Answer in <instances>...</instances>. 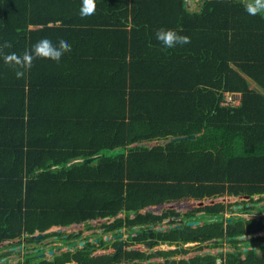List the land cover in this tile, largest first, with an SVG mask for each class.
I'll return each instance as SVG.
<instances>
[{
    "label": "trees",
    "instance_id": "trees-1",
    "mask_svg": "<svg viewBox=\"0 0 264 264\" xmlns=\"http://www.w3.org/2000/svg\"><path fill=\"white\" fill-rule=\"evenodd\" d=\"M87 1L91 13L107 5L113 26L95 30L90 17L74 19L70 0H0V242L24 235L29 243L36 230L44 238L58 234L46 232L52 225L122 209L134 214L127 216L129 227L161 220L167 212L139 210L167 199L223 193L264 199V0H200L196 11L183 0H130L128 7L127 0ZM128 15L129 29L122 21ZM55 21L79 25L81 38L96 31L108 56L100 62L74 57L71 65L63 58L70 66L52 71L44 48L57 28L47 23ZM224 90L240 92L239 104H220ZM49 114L57 119H46ZM176 136L186 137L168 140ZM160 139L167 140L143 143ZM205 208L214 215L224 204ZM246 224L247 232L264 228V220ZM119 225L120 219L112 227ZM226 230L244 232L240 224ZM195 231L183 240L225 232L222 219ZM260 240L264 235L244 244ZM39 253L28 252L19 264L60 258L48 261ZM125 255L132 260L140 253ZM214 258L136 264H214ZM238 259L228 253L226 264ZM241 264H264V252L247 251Z\"/></svg>",
    "mask_w": 264,
    "mask_h": 264
},
{
    "label": "flooded vegetation",
    "instance_id": "flooded-vegetation-1",
    "mask_svg": "<svg viewBox=\"0 0 264 264\" xmlns=\"http://www.w3.org/2000/svg\"><path fill=\"white\" fill-rule=\"evenodd\" d=\"M217 196L213 197L212 201L207 204H205V201L207 200L202 198L196 199V201L198 202L196 205H193L189 202H181L182 200L176 202L173 205L164 204V207L160 209V212L156 213L160 215H163L164 212L168 213L167 215L162 216L161 220L156 218L153 221L134 224L131 227H129L126 223L127 216L132 217L134 214L127 215L126 212L123 213L121 210L118 211L114 216H110V219L107 218L106 221L104 220L103 222L99 220L106 218V215L98 214L94 218H90L86 221L75 222L74 224L72 223L70 225L75 228H72L73 230L71 229L70 231H68L70 234L69 237L67 236V234L59 233L52 235L54 240H56L57 242L65 240V243L63 244L64 246L62 247L61 245L58 248L63 250L64 255L69 253L65 257H60L55 264H60L63 259H66V261H63V263L61 264L91 263L96 260L100 261L101 257L105 255H111L112 257H115L111 260L110 264H129L132 261H134L135 263H147L151 261L164 262L165 260H169L170 262L172 260L177 261L179 259H186L187 261H189V259L194 257V255H196L197 253H192L189 257L183 258V255L181 254L182 252H176V248H181L183 244H187L189 249L188 252H191L190 250H193L194 247L203 248V246L205 245L217 246L214 264H226L228 253H234L238 255L239 264H241V260L245 258L246 253L249 250H256L257 255L260 256L264 252V247H262L260 243L264 240L250 241L247 245H245L244 242H248L249 239L253 236L264 235V228L254 230L252 232H247L246 229V221L249 222L251 219H255L256 221L264 220V209H257V207H264V204H261L260 201H254L252 199L253 197H249L247 199L241 198L246 202L245 206H247V208H245L243 203L238 200L234 203V208L236 209L234 213L225 212L227 209V204H224V208L222 210H218L217 214L209 215L206 212L205 206L209 204L214 205L215 203H217L214 202ZM218 202L223 203L224 200ZM183 206H188V208L186 210L178 209ZM235 214H237V217L234 216ZM224 216L225 219L223 220ZM228 218L231 219L228 220ZM118 219L121 220V225L113 228L112 224ZM219 219H222L223 221V228L225 230L223 236H213L204 241L183 240L184 236H194L196 234L195 230L200 227H204L207 222H210L212 220L216 221ZM95 221L96 223L94 225ZM232 223L233 225H231ZM239 224L244 228V232L242 233L243 236L228 234L229 232L226 230L227 226L233 228L237 227ZM68 226L69 225H67V227ZM86 229H89V231L85 232ZM82 231L84 232L82 233ZM161 235H174V237L162 239ZM240 236H242V238ZM43 239H49V236H46ZM240 239H243L245 241H232ZM163 244H166V246L169 247L158 248V246ZM238 245L241 246V253L239 254L238 252L240 251V249L236 247ZM87 249H90V251L85 255H74L78 254L81 250ZM159 249L172 250L173 252L168 255H160L157 251ZM128 251H138L140 255L132 260H128L125 255V253ZM223 251L225 254L223 253ZM60 254L61 253H59V255H57L56 257L61 256ZM119 254L123 255L117 259V256ZM198 254L213 255V251L210 247V250L208 249V251L205 250L202 253ZM56 257H54L52 260H54Z\"/></svg>",
    "mask_w": 264,
    "mask_h": 264
},
{
    "label": "crops",
    "instance_id": "crops-1",
    "mask_svg": "<svg viewBox=\"0 0 264 264\" xmlns=\"http://www.w3.org/2000/svg\"><path fill=\"white\" fill-rule=\"evenodd\" d=\"M89 1L93 2L95 0H89ZM99 1L103 2L104 0H99ZM129 1L130 0H127V5H126L127 7L130 4ZM106 2H107V0H106ZM200 2H201L200 0H197V1L194 0V2H192V4H189L190 3L189 2L188 3L189 6L187 5V7L189 8L190 11H193V10L196 11L200 8ZM89 3L90 2H88L87 0L86 1L70 0V5L68 8L71 11L73 9V13L76 14L74 19L87 21V18L90 17L89 21L91 22V24H93L92 25L93 27H90V28H94L95 30L96 29L98 30V28H100V27L109 28V26H113L112 21L114 19L112 20V17H114V16L111 15L109 17H106V14H108V12H109V11H106V8L108 7L107 5H104V6L101 5L99 7L100 12H97V14H96L95 12L94 13L90 12L89 6H91V4H89ZM118 8H120V5ZM110 13H111V11H110ZM124 20H126L125 21L126 22V28L129 29L131 26L130 15H128L127 18L122 19V21H124ZM47 25H49V26L52 25L53 27H57L56 30H53V32H52V30H50V34L47 37V43L48 42H50V43L45 45L46 48H44L45 50L50 52V55L48 56V58H50V59H47V57H46V60H49L53 64V67L51 68L52 71H54V70L58 71V67H61L63 65H66V67H69L72 64V63H70V60H73L74 57H75V59H77L78 57H81V56H87V57L90 56V57H95L96 60L99 61V59L104 60V58L106 56H108L109 52L107 51L108 50L107 46H109V45L106 42H104L103 45H99L100 34L97 33L96 31H92L88 37L83 36L81 38L79 32L76 30V28H78L79 25H77L75 23H69V22L60 23V21H55L54 23L48 22ZM38 27H41V25H33V24L29 25V28H38ZM83 27H85V24L83 25ZM63 58L66 59L70 63V65H67L68 63ZM47 63L49 64L48 61H47ZM248 81H249V86L251 88H254L258 91L263 92L262 89L252 79L249 78ZM40 95L38 97L39 101L41 100ZM43 102H44V104H43ZM43 102H42V109L44 110L46 108L45 105L48 102L44 101V100H43ZM45 117H46V119H48L50 121H54L55 119H57L56 118L57 116L52 115V114L46 115ZM55 131L56 130H54V133H55ZM160 140L166 141L167 139H160ZM155 141H157V140H155ZM146 142H148V141H144L143 143L146 144ZM134 144H136V143H132L131 145H134ZM77 160H80V159H77ZM53 226H59V230L67 228V226H65V225H52L51 227H53ZM49 229H50V227L46 230V232L51 231ZM51 229H53V228H51ZM59 230H55V231H57L59 233ZM39 233H41V232H38V230L35 231V233L33 234L34 238H33L32 242L34 241V239H41V236L38 238L35 237V235L39 234ZM41 235H42V233H41ZM52 235H54V234H52ZM52 235H49V236H52ZM5 241L6 242H8V241L13 242L14 239H11V240L6 239ZM32 242H29V243L31 244ZM62 242L65 243V241H62ZM38 243H42V242L38 241ZM54 243H52V244H54ZM59 243L60 242H57V244H59ZM30 244H27V245H30ZM52 244L44 252H43V250H40V251H42L39 253L41 258H44L48 261H53L52 259L54 257H56L57 255H59V253H61L60 254L61 256H59V257H62L64 255L63 250H61L59 248L58 249L57 248L52 249ZM11 247L13 250V249L17 248V245H12ZM24 248H25V245L23 246V249ZM26 248L27 249H25L24 252H21V253L18 252L17 260H15V261H11V259L9 258V255L11 253L5 254V256H3V258L8 260V264H19L20 262L23 261V259L25 258L26 254L28 252H30V251H32V252L38 251L39 252V250H37L38 248L32 247V245H30L29 247L26 246ZM57 250L59 253L57 252ZM34 257L36 258V256H34ZM11 258H12V256H11ZM63 261L65 262L66 259L62 260L61 262L63 263Z\"/></svg>",
    "mask_w": 264,
    "mask_h": 264
},
{
    "label": "rangeland",
    "instance_id": "rangeland-1",
    "mask_svg": "<svg viewBox=\"0 0 264 264\" xmlns=\"http://www.w3.org/2000/svg\"><path fill=\"white\" fill-rule=\"evenodd\" d=\"M197 1V0H196ZM246 2H250V0H245ZM183 2H184V4L187 6L188 5V3L189 4H192V2H194V0H183ZM189 6V5H188ZM161 140H157V141H155V140H152V141H148V142H146V145H149V146H151V145H154V144H156V143H161L160 142ZM264 195V194H263ZM257 196L258 195H254V198H257ZM215 197V196H214ZM179 200H181V199H179ZM224 200V202H223V204H227L226 206H227V209H226V211L225 212H231V213H234L235 211H236V209L234 208V203L236 202V201H240L241 203H244L245 201L243 200V199H241V197L240 196H237V195H231V194H226V195H224V193L223 194H221L220 196H217L216 198H215V201L214 202H218V201H223ZM254 201H258V200H254ZM259 202V201H258ZM207 203H209V201H205V204H207ZM260 203L261 204H264V199H262V200H260ZM169 205L170 203L169 202H166V205ZM172 204H175V202H173ZM194 205H196L197 204V201H194V203H193ZM187 209V207H182L180 210H186ZM120 211V210H119ZM123 213L124 212H126V211H124L123 209L121 210ZM126 214H127V212H126ZM234 216H236L237 217V214H235ZM111 218V217H110ZM109 218V219H110ZM98 222V221H97ZM95 223H96V221L94 222V225H95ZM93 227H95V226H93ZM51 228H53V229H51ZM63 228V227H62ZM72 228H75V227H73L72 225H70V226H68L67 228H65V229H60L59 230V234H67V236L69 237L70 236V234H69V232L68 231H70ZM59 229V226H53V227H50V229L49 230H51V231H55V230H58ZM73 230V229H72ZM51 231H49V232H51ZM88 232L89 231V229H86L85 230V232ZM84 231H82V233H83ZM80 235H82V234H80ZM24 235L23 236H21V237H19V238H15L14 239V241L13 242H6L5 240L4 241H1L0 242V252H6V251H8V253H11L10 255H9V258L11 259V261H15V260H17V254H18V252H24V250L25 249H27L26 248V246H30V245H32V247H35V248H38L37 250H43V252L45 251V250H47V248H49L50 247V245L52 244V243H57L56 242V240H54V238H53V236H49V239H43V238H41V239H34V241L30 244V243H25L24 242ZM41 241L42 243H38V241ZM65 241V240H64ZM67 241V240H66ZM240 241H245V240H240ZM46 242V243H45ZM60 242H62V241H60ZM208 242V241H207ZM22 243V244H21ZM62 243H64V242H62ZM27 244H30V245H27ZM12 245H17V248L16 249H13L12 250ZM25 245V248L23 249V246ZM169 246H166V244H163V245H160V246H158V248H168ZM190 247V246H189ZM210 247H211V250L213 251V256H216V247L217 246H214V245H205V246H203V248H200V247H198V248H200V249H198L197 247H194V249L193 250H190L191 252H188L189 251V249L187 248V249H184V252H182L181 254L183 255L182 257L183 258H187V257H189L192 253L193 254H198V253H202L203 251H205V250H207L208 251V249L210 250ZM236 247H238L239 249L241 248V246L240 245H238V246H236ZM33 249V248H32ZM20 250V251H19ZM49 250V249H48ZM163 250V249H162ZM241 250V249H240ZM41 252V251H40ZM48 252V251H47ZM188 252V253H187ZM27 253V252H26ZM223 253H224V251H223ZM222 253V254H223ZM221 254V255H222ZM225 254V253H224ZM220 255V256H221ZM11 256H12V258H11ZM0 258H3V257H0Z\"/></svg>",
    "mask_w": 264,
    "mask_h": 264
},
{
    "label": "clouds",
    "instance_id": "clouds-1",
    "mask_svg": "<svg viewBox=\"0 0 264 264\" xmlns=\"http://www.w3.org/2000/svg\"><path fill=\"white\" fill-rule=\"evenodd\" d=\"M241 195H244V194H239V196L241 197V198H244V197H242ZM255 195H258L259 196V194H255ZM257 196V197H258ZM214 196H210V197H198V198H195V197H181V198H177V199H167V200H165V201H163L162 203H163V205L164 204H166V202H169L170 204H172L173 202H179V201H181V202H184V203H186V202H189V203H191V204H193L194 203V201H196V199H200V198H202V199H206L207 201H209V203L211 202L210 201V199H212ZM250 197V196H249ZM252 197L254 198V195H252ZM183 198H185V199H183ZM179 199H181V200H179ZM247 199V198H246ZM161 203V202H160ZM198 203V202H197ZM157 204V203H156ZM156 204H154V205H156ZM173 205V204H172ZM194 205V204H193ZM148 206H150V205H148ZM148 206H146V207H144V208H142V209H140L139 211L140 212H142V213H145L147 210H149V211H151V212H154V213H159L160 212V209H156V211H152V210H150L149 208H147ZM183 207H187L188 208V206H183ZM182 208V207H181ZM181 208H178L179 210L181 209ZM124 211H125V209H123ZM110 216H106V219L107 218H109ZM104 219V218H103ZM99 220V221H104V220ZM106 219H105V221H106ZM225 219V216H224V218H223V220ZM240 235H242V234H240ZM243 236V235H242ZM242 236H240L241 238H242ZM240 240H243V239H240ZM240 240H238V241H240ZM263 247V246H262ZM181 248H184V249H187L188 248V246H187V244H183L182 246H181ZM64 260V259H63ZM133 262V261H132ZM132 262H130L129 264H132ZM142 263V262H141ZM81 264H84V263H81ZM136 264V263H135Z\"/></svg>",
    "mask_w": 264,
    "mask_h": 264
},
{
    "label": "built area",
    "instance_id": "built-area-1",
    "mask_svg": "<svg viewBox=\"0 0 264 264\" xmlns=\"http://www.w3.org/2000/svg\"><path fill=\"white\" fill-rule=\"evenodd\" d=\"M241 100V93L238 91L224 90L222 92V98L220 104L222 105H237Z\"/></svg>",
    "mask_w": 264,
    "mask_h": 264
},
{
    "label": "water",
    "instance_id": "water-1",
    "mask_svg": "<svg viewBox=\"0 0 264 264\" xmlns=\"http://www.w3.org/2000/svg\"><path fill=\"white\" fill-rule=\"evenodd\" d=\"M194 135L195 134H190L189 136L190 137H194ZM182 137H186V136H176V137H171L169 140H175V139H180V138H182ZM166 141L165 140H161V143H165ZM242 197H244V198H249V196L250 195H247V194H244V195H241ZM210 201H212V199H210ZM164 207V205H163V203L161 202V203H157L156 205H150V206H148L147 208H149L150 210H152V211H156V209H161V208H163ZM106 218H104L103 220H105ZM231 218H228V220H230ZM231 225H233V223L231 224ZM41 236V233H39V234H36L35 235V237L36 238H38V237H40ZM261 246H263L264 247V241H262L261 243ZM258 254H260V253H258ZM62 262H60V264H61ZM135 262L133 261L132 262V264H134ZM53 264H55V263H53Z\"/></svg>",
    "mask_w": 264,
    "mask_h": 264
},
{
    "label": "bare ground",
    "instance_id": "bare-ground-1",
    "mask_svg": "<svg viewBox=\"0 0 264 264\" xmlns=\"http://www.w3.org/2000/svg\"><path fill=\"white\" fill-rule=\"evenodd\" d=\"M186 220H187V219H186ZM59 242H60V241H59ZM61 245H62V247L64 246L62 242H60L59 244L54 243V244H52V249L58 248V247L61 246ZM0 264H8V260L5 259V258H0Z\"/></svg>",
    "mask_w": 264,
    "mask_h": 264
}]
</instances>
